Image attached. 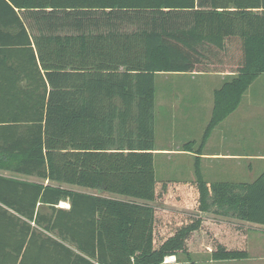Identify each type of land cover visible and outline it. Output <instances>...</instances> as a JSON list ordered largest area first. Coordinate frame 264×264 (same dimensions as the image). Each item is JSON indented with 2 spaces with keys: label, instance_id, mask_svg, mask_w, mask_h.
Here are the masks:
<instances>
[{
  "label": "trees",
  "instance_id": "trees-1",
  "mask_svg": "<svg viewBox=\"0 0 264 264\" xmlns=\"http://www.w3.org/2000/svg\"><path fill=\"white\" fill-rule=\"evenodd\" d=\"M225 56L234 68L215 69ZM209 72L229 78L200 142L183 144L198 154L187 198L264 226V170L210 182L200 157L264 73V0H0V264H195L203 218L153 204L174 184L156 172L157 78ZM210 234L212 260L250 257Z\"/></svg>",
  "mask_w": 264,
  "mask_h": 264
},
{
  "label": "rangeland",
  "instance_id": "rangeland-1",
  "mask_svg": "<svg viewBox=\"0 0 264 264\" xmlns=\"http://www.w3.org/2000/svg\"><path fill=\"white\" fill-rule=\"evenodd\" d=\"M233 45V44H232ZM235 45H233L234 47ZM229 56L223 57V62L218 64H223L222 66H214L215 69H225L224 71L231 70L236 65L234 63V60H232ZM210 74L204 73L199 74L200 76L197 80H192L190 78V81H187L186 79L182 78L184 77V74L182 77H177L178 80H182L179 83H176L177 80H174L176 76H172V74H161L158 76V84H157V93H156V106H155V130H156V136H155V142L156 147H162V146H178L180 144H184L188 141L195 140L196 142H200L202 135L204 133V130L207 125V121H209L210 118V111H209V117L208 112L205 113L198 121H195L194 126H174V121L170 119V115L168 113V110L164 106L163 103L160 102V90L164 87L169 85L171 89H174L175 87H187L189 89H197L198 91H206V88H209L213 85L214 88H219L222 82H224L226 79L229 78L228 72H209ZM215 74V75H213ZM202 77V79L200 78ZM186 80V81H185ZM172 82V83H171ZM264 82V73L259 75V80L252 88L251 90H248L245 96L243 97V102L241 106H239L240 110H236L227 117L225 121L219 124V126L213 131L212 136L210 137L211 143L213 145L218 146V148L223 151H232V141L235 139L236 143L233 144V151L239 152L241 154H248L249 152H263V146L260 144H264V89H260L261 83ZM175 85V86H173ZM264 88V85H263ZM208 91V90H207ZM189 95H184L183 98H194L198 97L200 95L196 94L195 90H190ZM163 94V93H162ZM251 94V95H250ZM167 95V94H166ZM163 96V95H162ZM180 98H182L181 95H178ZM209 95L207 92L202 95V99H208ZM192 100L189 101H182L180 102V110L184 111L185 108H188V103H190ZM212 101L214 104V95H212ZM206 102V100H205ZM249 103H254L255 108L252 109L250 112H256L257 114L254 116V121H252L251 118L248 117H240L238 120L239 125L235 127V125H231V122L233 123L236 115L237 118L242 113V109L244 105H248ZM193 120V118H192ZM194 122V121H193ZM237 123V119L235 121ZM252 124H255L259 128H261L262 134L258 133V135L253 136V140H251L250 129H252ZM255 126V127H256ZM254 127V128H255ZM253 128V129H254ZM256 141L258 142L257 146L254 147L256 144ZM260 143V144H259ZM219 144V145H218ZM253 150V151H252ZM238 164H243L244 168H246L247 171H253L252 173L246 172L247 176L252 175L253 177L243 179V182H251L254 179H256L261 172L264 170V164L263 161L260 160H254V159H240V160H230V159H219L216 162V165L218 166H234ZM253 167V169L249 167ZM194 167V162H189L185 159L183 155L180 154H157L156 155V172H157V178L159 180L163 179H172L175 177V174L178 171H183L181 178H185L188 172V169ZM235 167V166H234ZM193 169V168H192ZM251 169V170H250ZM0 173L2 174H10L8 171L0 170ZM186 173V174H184ZM206 179L211 180H222V181H229V178H221L216 179L212 178L211 176L207 175ZM180 185L176 187L175 185H172V189L170 188L169 196L167 198V201L165 202H158L154 201L153 204L156 206L158 210H163L167 213L174 214L175 213H184V214H199V212L191 209L187 205H183L181 202H176V195H181L182 198L186 195V189ZM76 190L86 191V192H92V193H99L98 190L95 189H88L78 186H69ZM109 196L117 197V198H125L122 196H117L114 194H108ZM201 213V212H200ZM201 215L205 216V221L207 228L214 227L216 229L215 221L217 220H225L232 221L233 224H240V222L235 221V219L232 220V217L226 218V216L218 215L213 211H209L207 213H201ZM250 225V224H249ZM254 230H251V234L249 236V239L245 240L243 238L241 239V243H246L249 241V245L252 248L251 250V259L246 260L243 259L241 261L236 262L237 264H263L262 259L264 258V252L259 253L260 251L256 250V243L263 242L264 237V226L259 224H253L250 225ZM260 236L262 239L259 240ZM195 240V241H194ZM192 242V260L195 262V264H221L222 262H217L215 260H212L210 257V249L213 248V240H211L207 229L204 228L202 232H199L195 235V239ZM211 247V248H210ZM255 247V248H254ZM174 256L169 257L165 260V263L167 264H191V261L186 258V256L181 255L179 258H173ZM228 263V262H227ZM224 263V264H227Z\"/></svg>",
  "mask_w": 264,
  "mask_h": 264
},
{
  "label": "crops",
  "instance_id": "crops-1",
  "mask_svg": "<svg viewBox=\"0 0 264 264\" xmlns=\"http://www.w3.org/2000/svg\"><path fill=\"white\" fill-rule=\"evenodd\" d=\"M179 74H184V77H182V75H179ZM199 74H204V73H175V74H172V76H176V78L174 79V80H177L176 83H179L180 81L182 83V80H178L177 77H182V78L186 79L187 81H190L191 80L190 78H192L191 81H193V80H197L199 78L196 76V75L200 76ZM207 74H210V73H207ZM213 75H215V74H213ZM200 78L202 79V77H200ZM258 80H259V76L253 81L251 86L246 90L243 97L245 96V94L247 93L248 90H251L252 88H254V86H256ZM157 84H158V78H157ZM263 85H264V82L261 83L260 89H264ZM173 86H175V85H173ZM215 89H217V88H214L212 85L211 87L206 88V91L202 92V91H198L197 89H194V88L189 89V88L184 87V86L175 87L174 89H171V87L169 85H167V86H164L159 92L160 99H161L160 102L163 103L164 106L166 107V109L168 110V113L171 117L170 119H172L174 121V123H173L174 126H194L196 124L195 121H198L205 113L208 112V117H209V111H210V118H211L212 109H213L212 95H214ZM190 90H195L196 94H198L200 96L194 97L191 99L183 98L184 95L191 94V93H189ZM206 92L209 95L207 97L208 99H202V95H204ZM178 95H181L182 98H180ZM181 100L182 101L192 100L190 103H188V105H186V106H188V108H185L184 111L180 110ZM205 100H206V102H205ZM242 102H243V98H242V101H241L239 106H241ZM238 108H240V107H238ZM238 108L236 110H240ZM253 108L256 109L254 103H249L248 105H244L243 109L241 111L242 113L240 114V116L238 118L236 115L233 123L231 122V125L233 124V125H235V127L238 126L239 125L238 120L240 119V117H248V118H251L252 121H254V116L257 113L256 112H250V111H252ZM231 114H233V113H231ZM192 118H193V120H192ZM210 118H209V121H210ZM236 119H237V123H235ZM225 120H223V121H225ZM209 121H207L206 123L208 124ZM218 126H219V124L214 128V130ZM255 126H256L255 124H252V129L249 130L250 131L249 134L251 135V140H253V136L258 135V133L262 134L261 128H259L258 126H256V127ZM263 130H264V128H263ZM213 131H212V134H213ZM212 134H211V136H212ZM210 137L207 140V143H206V145L202 151V154H200L202 172H203L205 179H206L207 175L211 176L212 178H216V179L229 178L230 179L229 181H233V182H243V179H246L247 177L252 179L251 177H253V176L252 175L247 176L246 172L252 173L253 171H247L246 168L243 167L244 166L243 164L234 165L235 167L230 166V165L218 166V165H216V162L219 159L224 158V159H230V160H235V161L240 160V159H254V160L263 161V164H264V150H263V152H249L248 154H241L239 152L233 151V144L236 143L235 139H233L232 144H231L232 145V151L223 152L218 148V146L213 145L211 143V141H209ZM257 144H258V142L256 141V144L254 145V147H256ZM260 145L263 146V149H264V144H260ZM197 146H198V144L195 146V149L197 148ZM155 153H156V155L157 154H161V155H163V154H169V155L180 154V155H183L185 157V159L188 161V163L194 162V167H191L188 169V172H187L188 176H186L185 178H181L183 171H180V170L178 171V169H177V171H176L177 173L175 174V177L170 179L171 181H174L173 185H175L176 187H178L179 185L181 187L182 186L181 183H183L185 181L183 184V187L186 189V195L184 197L186 198L185 200H186L187 204L186 203L183 204L182 201H181V203L183 205H187L188 207L193 209L191 207L190 201L187 197H188V193L191 189V185L189 184V182L194 181L196 179L195 161H196V156L198 154L194 151L183 150V144H180L178 146H162V147L157 146ZM249 168L253 169V167H251V166ZM184 174H186V173H184ZM207 181H209V180H207ZM212 181H214V180H211L210 182H212ZM215 181H221V180H215ZM179 182H181V183H179ZM176 202H179V201H176ZM59 206L64 207V208H69L70 203L68 201H62L59 204ZM195 211H197V210H195ZM197 212H199V211H197ZM205 213H207V212H205ZM216 214H218V213H216ZM187 215H194V216L202 217L204 220V224L207 227L206 221H205V216L201 215L200 212H199V214H187ZM218 215H221V214H218ZM222 216H226V218L232 217V220L235 219V221L240 222V224H233V223H231L232 221H230V220L228 221L227 219L215 221V225H216L215 228L216 229H214V227L208 226L207 232H208L211 240L213 239L211 234H210L212 232L214 235V238L220 239L221 242L223 244H225L226 246H228V247H240L242 245L240 238H243V239L246 238V240L249 239V236H250L252 231L250 230L247 232V234H244L240 230H238L237 227L242 226V227L249 228L250 225H252V223L242 221V220L235 218L231 215H222ZM203 229L204 228L202 227L200 229V232H202ZM253 231H256V230L253 229ZM198 232H199V230L194 233L193 240L195 239V235ZM260 239H262L261 236H260L259 240ZM193 240H191L188 243L191 254H192L191 246H192ZM246 245H247V249L249 250V253H250V257L247 258L246 260H250L251 255H252V253H251L252 248L249 245V241H247ZM255 247H256V250L260 251L259 253L264 252V237H263V242L259 241V243H256ZM212 249L213 248H211L210 251ZM173 258H176V256H174ZM261 259H262V263L264 264V258H261ZM238 261H241V260H226V261H217V262H222L221 264H224L227 262H228L227 264H237L236 262H238Z\"/></svg>",
  "mask_w": 264,
  "mask_h": 264
},
{
  "label": "bare ground",
  "instance_id": "bare-ground-1",
  "mask_svg": "<svg viewBox=\"0 0 264 264\" xmlns=\"http://www.w3.org/2000/svg\"><path fill=\"white\" fill-rule=\"evenodd\" d=\"M172 258V256H170ZM169 258V257H168Z\"/></svg>",
  "mask_w": 264,
  "mask_h": 264
}]
</instances>
